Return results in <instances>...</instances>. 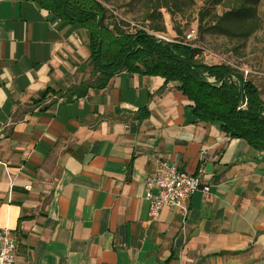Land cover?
<instances>
[{
    "label": "crops",
    "instance_id": "0c3cea01",
    "mask_svg": "<svg viewBox=\"0 0 264 264\" xmlns=\"http://www.w3.org/2000/svg\"><path fill=\"white\" fill-rule=\"evenodd\" d=\"M88 44L33 0L0 1V229L16 264H264V149L198 120L160 75L88 89ZM261 47L243 68L264 100ZM160 159L209 187L187 214L149 215Z\"/></svg>",
    "mask_w": 264,
    "mask_h": 264
},
{
    "label": "trees",
    "instance_id": "16d2710c",
    "mask_svg": "<svg viewBox=\"0 0 264 264\" xmlns=\"http://www.w3.org/2000/svg\"><path fill=\"white\" fill-rule=\"evenodd\" d=\"M33 1L57 18L88 31L92 72L97 75V81L88 89L107 86L121 70L160 75L166 82H178L179 89L194 102L193 112L198 120L217 123L230 137L245 139L255 148L264 149V100L244 71L225 62L206 63L198 58L200 48L184 44L181 39L166 41L150 32H162L164 25L143 23L127 27L130 24L119 19L106 0ZM203 1L200 21L210 13L203 11L208 6L224 5L222 13L211 12V25L206 30L212 33L246 44L263 27L259 4L264 0ZM145 2L148 11L144 20L150 22L163 19V8L171 14H184L196 4V0Z\"/></svg>",
    "mask_w": 264,
    "mask_h": 264
},
{
    "label": "rangeland",
    "instance_id": "374dc122",
    "mask_svg": "<svg viewBox=\"0 0 264 264\" xmlns=\"http://www.w3.org/2000/svg\"><path fill=\"white\" fill-rule=\"evenodd\" d=\"M106 3L113 9L114 14L130 24V28L143 23L153 26L154 23L164 25L162 31L170 39H182L183 33L192 26L199 27V45L201 52L198 55L199 60L206 63L229 62L239 64L241 67L246 65L254 66L256 64L257 51L264 45V1L259 4V12L263 20V27L257 34L253 35L246 44L239 41L229 40L227 37L212 33L206 30L211 25V12L222 13L224 5L208 6L203 11L210 13L200 21V10L204 6L203 0H196V4L187 8L184 14H171L165 8L162 9L163 19L157 18L156 22L145 21L144 16L147 13L148 6L145 0H106ZM201 24V25H200ZM202 27V29H201ZM249 69V68H248ZM251 71V68L249 69Z\"/></svg>",
    "mask_w": 264,
    "mask_h": 264
},
{
    "label": "built area",
    "instance_id": "2783aa9c",
    "mask_svg": "<svg viewBox=\"0 0 264 264\" xmlns=\"http://www.w3.org/2000/svg\"><path fill=\"white\" fill-rule=\"evenodd\" d=\"M150 32L166 41L175 40L168 38L163 32ZM181 41L193 48H200L198 27L188 28ZM229 64L244 71L245 77L249 74V70ZM209 80L214 81V78ZM27 189H31V185H28ZM200 189L209 191L208 186L202 188L199 178L195 175L184 171L176 163L160 159L156 171L147 180L145 199L149 202V215L152 218L159 217L164 206L177 208L187 214L190 198ZM16 260L17 242L10 228H2L0 229V264H16Z\"/></svg>",
    "mask_w": 264,
    "mask_h": 264
}]
</instances>
